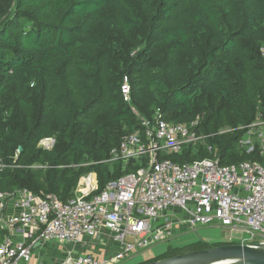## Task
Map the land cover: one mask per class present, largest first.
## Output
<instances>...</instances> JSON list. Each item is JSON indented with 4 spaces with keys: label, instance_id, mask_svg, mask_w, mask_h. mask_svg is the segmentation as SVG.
Masks as SVG:
<instances>
[{
    "label": "trees",
    "instance_id": "16d2710c",
    "mask_svg": "<svg viewBox=\"0 0 264 264\" xmlns=\"http://www.w3.org/2000/svg\"><path fill=\"white\" fill-rule=\"evenodd\" d=\"M262 45L264 0H0V190L66 201L92 171L100 191L139 166L105 159L156 111L170 123L198 117L205 136L161 157L192 162L210 145L222 165H264L237 146L264 113ZM233 243L198 239L135 264Z\"/></svg>",
    "mask_w": 264,
    "mask_h": 264
},
{
    "label": "built area",
    "instance_id": "2783aa9c",
    "mask_svg": "<svg viewBox=\"0 0 264 264\" xmlns=\"http://www.w3.org/2000/svg\"><path fill=\"white\" fill-rule=\"evenodd\" d=\"M259 50L264 64V45ZM120 93L130 104L126 76ZM159 116L156 111L152 119H140L143 131L124 135L110 150L105 159L109 165L119 162L122 171L134 161L139 166L98 192L92 171L80 176L74 195L66 201L53 193L37 196L27 188L0 190V264L28 261L39 242L75 244L103 235H109L118 249L112 256L67 254L59 264H121L131 254L170 239L177 228L195 230L214 223L243 230L247 236L242 244H264V165L256 161L222 165L210 145L211 156L192 162L163 158L161 154L179 153L184 144L203 142L205 136L193 129L198 117L184 124ZM47 141L44 148L49 149L52 138L39 144ZM237 146L264 155V113L258 112L246 126ZM4 166L0 161V169Z\"/></svg>",
    "mask_w": 264,
    "mask_h": 264
},
{
    "label": "water",
    "instance_id": "95a60500",
    "mask_svg": "<svg viewBox=\"0 0 264 264\" xmlns=\"http://www.w3.org/2000/svg\"><path fill=\"white\" fill-rule=\"evenodd\" d=\"M21 149L19 146L18 152ZM144 264H264V244H224L187 251Z\"/></svg>",
    "mask_w": 264,
    "mask_h": 264
},
{
    "label": "rangeland",
    "instance_id": "374dc122",
    "mask_svg": "<svg viewBox=\"0 0 264 264\" xmlns=\"http://www.w3.org/2000/svg\"><path fill=\"white\" fill-rule=\"evenodd\" d=\"M131 108L136 111L134 107ZM40 145H42L43 147H48L49 141H47L45 145H43L42 143ZM246 236L247 234L243 230L237 229L231 232L229 228L222 227L216 223L198 226L195 230L190 228H177L176 233L170 239L158 242L148 248L138 251L137 253L131 254L128 258L123 260L121 264H135L144 260L146 257L152 258L159 256L160 254L164 253L169 246L182 248L183 246L198 239L207 241L209 243L227 241L240 243L241 239L246 238ZM126 241L133 242V239L131 237H127Z\"/></svg>",
    "mask_w": 264,
    "mask_h": 264
},
{
    "label": "crops",
    "instance_id": "0c3cea01",
    "mask_svg": "<svg viewBox=\"0 0 264 264\" xmlns=\"http://www.w3.org/2000/svg\"><path fill=\"white\" fill-rule=\"evenodd\" d=\"M117 250L109 235L92 239L81 238L75 244L61 245L52 242H39L31 249L28 261L21 264H59L67 254L76 253H92L97 258H106L115 254Z\"/></svg>",
    "mask_w": 264,
    "mask_h": 264
}]
</instances>
